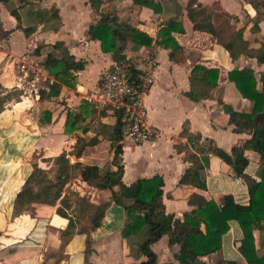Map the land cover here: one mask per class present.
I'll use <instances>...</instances> for the list:
<instances>
[{
    "label": "crops",
    "instance_id": "0c3cea01",
    "mask_svg": "<svg viewBox=\"0 0 264 264\" xmlns=\"http://www.w3.org/2000/svg\"><path fill=\"white\" fill-rule=\"evenodd\" d=\"M150 1L151 4H142L133 0H101L99 6V10L114 13L119 20L151 36L147 45L134 46V42L126 41L124 54L148 49L157 60L154 82L145 97L147 122L157 128V134L150 141L122 144L120 199L129 201L137 178L157 174L163 182L157 198L159 206L155 214L158 216L167 212L180 216L202 200L213 199L222 203L224 194H231L236 202L246 203L247 183L232 175L229 164L214 154H208L204 138L213 139L226 150L232 145H241L243 155L248 159L244 172L255 177L263 160L262 151L251 132L229 122L225 110L228 106L249 112L252 102L238 92L228 79L227 71L232 67L247 66L256 72L257 77L259 71L264 70V64L242 54L231 59L210 33L193 29L184 7L187 0ZM197 1L236 16L233 20L235 27L244 26L243 35L252 45H257L256 37H264V17L258 19L257 31L249 29L256 14L246 0ZM81 4L78 0H0V24L3 29H9L7 36L0 38V83L4 87L15 86L16 63L22 59L30 60L44 80L53 79L41 64L44 57L35 64V53L40 43L48 45L62 40L75 58L84 60L83 68L74 71L73 86L61 84L57 94L41 100L38 96H22L19 103H15L14 119L0 114V171H4L3 165L18 160L22 162L26 156L28 161L30 159L38 166L48 168L50 160L45 158L61 150L70 151L77 134L85 139L92 136L100 138L84 146L77 156L67 154L68 159L97 167L111 160L112 144L101 135L109 133L114 117L109 112L101 115L97 110L100 107L92 97L98 78L112 58L110 52L100 49L98 39L86 36V29L96 14L88 0H81ZM153 4L154 7L151 6ZM10 7L19 14L20 27H16ZM52 7L57 8L59 16V24L55 28L47 27L42 21ZM244 10L248 15L243 21ZM171 19L179 20L183 29L171 30L166 46L160 45L156 42L158 31ZM49 33L52 40L46 39ZM34 48L37 50L33 51ZM198 64L216 69L215 80L192 74V67ZM32 100H37L38 104ZM44 108L50 110V119L40 125L37 118ZM67 110L77 111L78 117L82 118L70 131L64 130ZM183 127L200 134L195 146H191L185 134L181 133ZM11 128L13 130H8ZM202 154L208 155L207 165L201 160ZM111 167L114 168L112 164ZM187 170L197 172L204 179V187L194 185L190 179H182ZM193 173H190V178ZM22 178L9 188H0V264H133L145 260L146 256L138 245L148 237L147 226L121 236L119 227L124 216L121 206L115 203L108 206L103 223L90 234L88 241L81 233L62 234L66 219L55 214L54 205L31 203L28 210L12 214L11 198ZM227 181L233 185L223 184ZM2 183L0 181V187ZM65 186L92 202H99L101 195L97 187L82 179L79 173ZM102 194L105 195L106 190H102ZM34 205L36 209L32 208ZM259 223L252 233L256 252L264 254L261 243L264 238L261 223L264 222ZM240 234L237 222L230 220L228 229L222 234L220 249L199 259L205 263L234 259L236 264H246L237 249ZM151 247L156 253L157 263H162L173 260L177 244H168L163 235Z\"/></svg>",
    "mask_w": 264,
    "mask_h": 264
},
{
    "label": "trees",
    "instance_id": "16d2710c",
    "mask_svg": "<svg viewBox=\"0 0 264 264\" xmlns=\"http://www.w3.org/2000/svg\"><path fill=\"white\" fill-rule=\"evenodd\" d=\"M88 1L96 16L93 22L88 25L86 36L98 39L100 49L110 52L112 60H117L125 55L123 49L126 41L134 42V46L150 43L151 36L144 30L119 20L114 13L99 10L101 0ZM133 1L151 4L150 0ZM246 1L250 3L256 14L249 27L250 31L255 32L258 30V19L264 17V0ZM184 7L186 16L192 23V28L210 33L215 41L226 49L231 59L242 54L254 57L257 62L264 64V37H256L254 40L257 45H252L250 40L243 35L244 26L235 27L233 25L236 16L222 10H215L197 0H187ZM9 11L16 19V27H20L17 10L10 7ZM42 21L47 27L55 28L59 24L57 8L52 7L48 15L42 18ZM182 29L179 20L171 19L166 25L160 27L156 42L166 46V38L170 35V31H182ZM8 33L9 29H3L0 24V38L6 37ZM36 50L37 48H34L33 51ZM41 64L53 79H45L44 86L46 88L38 89L39 100L57 94L61 84L73 86L74 71L83 68L84 60L75 58L62 40H55L49 44ZM191 72L214 81L217 71L198 64L192 67ZM255 73L251 67L247 66L232 67L227 71L228 79L232 81L234 87L243 97L252 102V107L249 112H240L228 106H225L226 109H224L228 113L229 122L252 133L253 139L262 151L264 160V70L259 71L257 77ZM20 92L18 88L4 87L0 83V114L6 115L5 104ZM97 110L101 115L109 112L114 117V124L109 133L101 135V137L106 136L112 144L111 160L101 167L83 164L79 161L70 162L67 154L72 153L77 156L84 146L93 144L100 138L92 136L85 139L77 134L70 151L61 150L57 154L45 158L50 160L48 168L38 166L35 161L29 163V169L12 195V214L17 215L28 210L31 203L54 205L55 214L66 219L61 230L62 234L81 233L86 236L85 240L88 241L90 234L103 223L108 206L112 203L120 205L124 216L119 227L121 236H128L137 232L143 225L147 226L148 237L138 245L146 258L133 264H236L234 259H220L214 263H205L199 259L203 255L220 249L222 234L228 229L229 221L235 220L241 230L237 249L242 258L246 264H264V254L256 252L252 233V229L258 226L259 222H264L263 160L260 161L256 169L255 177L250 176L244 172L248 159L243 155L241 145H232L226 150L213 139L204 138L208 154H214L229 164L232 175L241 177L247 183L246 203L236 202L231 194H224L222 203H217L213 199L202 200L183 211L180 216H175L172 212L162 213L158 216L155 214L159 206L157 198L163 183L160 175L137 178L133 195L129 201L124 202L120 199L122 144L118 142L120 128L116 119L117 114L116 111L103 107ZM50 114L49 109H42L37 118L38 124L42 125L48 122ZM77 114V111L67 110L64 123L65 131H70L78 126V122L82 118ZM181 133L185 134L191 146H195L200 138L198 132H189L184 127ZM200 157L207 165L208 155L202 154ZM111 164L114 168L111 167ZM77 173L82 179L97 187L101 195L99 202H92L65 186ZM190 173L193 171L187 170L182 175V179H190L194 185L204 187V179L199 177L197 172H194L193 177L190 178ZM102 190H106L105 195L102 194ZM32 208L36 209V206L34 205ZM261 224L264 231V223ZM163 235L166 236L168 244L176 243L177 249L172 254V261L157 263L156 253L151 244ZM261 243L264 245V238Z\"/></svg>",
    "mask_w": 264,
    "mask_h": 264
},
{
    "label": "built area",
    "instance_id": "2783aa9c",
    "mask_svg": "<svg viewBox=\"0 0 264 264\" xmlns=\"http://www.w3.org/2000/svg\"><path fill=\"white\" fill-rule=\"evenodd\" d=\"M157 60L150 50L125 54L112 60L109 66L98 78L93 89L92 100L107 110L116 111V119L120 128L118 142L142 143L152 140L157 134V128L147 122V107L145 97L154 82V71ZM17 82L15 86L28 92V96H38L39 78L29 60H19Z\"/></svg>",
    "mask_w": 264,
    "mask_h": 264
},
{
    "label": "rangeland",
    "instance_id": "374dc122",
    "mask_svg": "<svg viewBox=\"0 0 264 264\" xmlns=\"http://www.w3.org/2000/svg\"><path fill=\"white\" fill-rule=\"evenodd\" d=\"M78 3L81 4V0H78ZM244 12L245 13H243V17H242L243 21L247 18L246 15H248L245 10H244ZM91 15H92V13H91ZM233 25L235 26L236 23L233 22ZM50 36H51V34L49 33V36H47L46 39L52 40L53 38H50ZM48 48H49V44L47 45V43H45V44L44 43L43 44L40 43L38 45V52L35 53V55L37 56L35 64H37L40 61V58L44 57L42 55L44 54V52H46V50ZM15 69H17V71H18V67L17 66H16ZM43 80H44V78H39V82H38L39 86L42 85V81ZM11 88H16V89L18 88L21 91L19 95H17L15 98L11 99L9 102H7L5 104L6 115L11 116L12 119H14L13 117H14V113L16 111L15 103L20 101L23 98L22 96H28V92L27 91H23L22 89H20L17 86H13ZM24 98H26V97H24ZM45 98L46 97H44L42 99H45ZM32 101L36 102L37 100H32ZM20 109H21V107H20ZM8 130H13V129L11 128V129H8ZM23 157H25V156H23ZM33 157H35V156H33ZM29 162H32V161L30 159L28 161V156H26V158H24V160L22 159V162L20 160H18V161L10 162V163H7L6 165H3L5 168L2 166L4 171H0V181H3V183L1 184L0 188L3 189L4 186L9 188L11 185L19 183V181L21 180L22 176H24L23 174L26 173L27 168L30 166ZM223 184H225V185L227 184V185H231L232 186L233 182L227 181V182H223Z\"/></svg>",
    "mask_w": 264,
    "mask_h": 264
},
{
    "label": "water",
    "instance_id": "95a60500",
    "mask_svg": "<svg viewBox=\"0 0 264 264\" xmlns=\"http://www.w3.org/2000/svg\"><path fill=\"white\" fill-rule=\"evenodd\" d=\"M70 162H73V159H69Z\"/></svg>",
    "mask_w": 264,
    "mask_h": 264
}]
</instances>
